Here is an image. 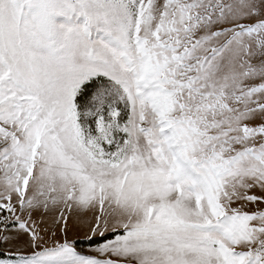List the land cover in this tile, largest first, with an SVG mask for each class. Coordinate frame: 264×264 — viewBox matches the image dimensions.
Masks as SVG:
<instances>
[{"label":"snow or ice","instance_id":"snow-or-ice-1","mask_svg":"<svg viewBox=\"0 0 264 264\" xmlns=\"http://www.w3.org/2000/svg\"><path fill=\"white\" fill-rule=\"evenodd\" d=\"M0 264H264V0H0Z\"/></svg>","mask_w":264,"mask_h":264},{"label":"trees","instance_id":"trees-1","mask_svg":"<svg viewBox=\"0 0 264 264\" xmlns=\"http://www.w3.org/2000/svg\"><path fill=\"white\" fill-rule=\"evenodd\" d=\"M82 246H87L86 244H83V242H82Z\"/></svg>","mask_w":264,"mask_h":264},{"label":"rangeland","instance_id":"rangeland-1","mask_svg":"<svg viewBox=\"0 0 264 264\" xmlns=\"http://www.w3.org/2000/svg\"><path fill=\"white\" fill-rule=\"evenodd\" d=\"M83 247H86V246H83Z\"/></svg>","mask_w":264,"mask_h":264}]
</instances>
